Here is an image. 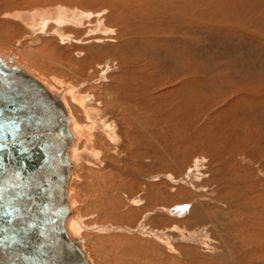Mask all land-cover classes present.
Segmentation results:
<instances>
[{
	"label": "rangeland",
	"instance_id": "obj_1",
	"mask_svg": "<svg viewBox=\"0 0 264 264\" xmlns=\"http://www.w3.org/2000/svg\"><path fill=\"white\" fill-rule=\"evenodd\" d=\"M150 1L0 0V51L42 48L30 43L28 15L46 31L58 25L43 11L79 7L91 15L62 25L65 41L41 36L49 60L28 62L79 84L111 110L112 130L122 127L117 144L103 141L104 155L91 157L94 176L78 193L87 209L84 245L96 264H264V0ZM79 51L84 64L91 56L99 63L83 66ZM104 90L118 101L106 103Z\"/></svg>",
	"mask_w": 264,
	"mask_h": 264
},
{
	"label": "water",
	"instance_id": "obj_2",
	"mask_svg": "<svg viewBox=\"0 0 264 264\" xmlns=\"http://www.w3.org/2000/svg\"><path fill=\"white\" fill-rule=\"evenodd\" d=\"M70 137L59 101L0 55V264H89L64 226Z\"/></svg>",
	"mask_w": 264,
	"mask_h": 264
},
{
	"label": "bare ground",
	"instance_id": "obj_3",
	"mask_svg": "<svg viewBox=\"0 0 264 264\" xmlns=\"http://www.w3.org/2000/svg\"><path fill=\"white\" fill-rule=\"evenodd\" d=\"M138 1V0H137ZM142 1V0H141ZM152 1V0H151ZM150 1V2H151ZM166 1V0H165ZM174 1V0H173ZM172 1V2H173ZM154 2V1H152ZM157 2V1H155ZM160 2V1H159ZM181 2V1H180ZM127 3V2H126ZM125 3V4H126ZM162 3V2H161ZM154 4V3H153ZM152 4V5H153ZM182 4V3H181ZM131 5V4H130ZM168 5V4H167ZM175 5V4H174ZM184 5H186L184 3ZM63 6V5H62ZM76 6V5H75ZM123 6V5H122ZM154 6V5H153ZM190 6V5H189ZM66 7V6H65ZM134 7V6H133ZM137 7V6H136ZM135 7V8H136ZM155 7V6H154ZM185 7V6H184ZM79 8V7H78ZM78 8H69L71 9L72 11H69L68 10H64V7L61 8V7H57L56 10L54 12H51L50 10L48 12H41L40 14L43 16V18L45 19H48V21H56V25H58V30H57V27L54 28V29H50V31H46V24H44L45 22L43 23H40L41 21H37V16L34 15V16H29L28 15V19H26L25 17V21L23 22H26L27 20L29 21L28 23H25L27 25V29L28 30V34H30V38H32V40L30 41V43H33V42H37V41H41V45H42V48L39 47H36V46H33L32 44H29L28 47H25L23 46L22 47V50L23 52L19 55L17 53L14 54L13 51H0V55L3 59L5 60H11L12 64H15L17 66H19L22 70H24L28 75H31L34 79H36L40 85L45 89V92L46 94L48 95V97L52 98V99H57V101H59V103L62 105L64 111H65V115L67 116L68 118V129L70 131V134H71V137H70V141H69V144H68V148H67V157H68V160H69V167H68V174H67V181H66V186H65V201H66V204H67V208H68V212L65 216V220H64V226H65V230H66V234L68 236V238L74 242L79 248L80 250L82 251V253L84 254V257L85 259L87 260V262L89 264H96L94 258L89 254V252L87 251L86 249V246L84 245V234L82 233L83 229L86 228V226L84 225V223H82V221L85 222V220L87 219V217L84 215L85 212L87 213V209L85 208V210L83 209V207L80 206L79 204V198H78V193H79V190L82 188V185H85L83 184V181H85V179H89L91 180L92 179V176H94V172L92 171L94 168L92 165V163L90 162V159L91 157H93V155L95 156L96 155H99L100 151V147L102 146V143L103 141H107V143H113L114 144H117V139H120L121 140V137H119L118 135V130L116 129H119L121 130L122 127L120 128H114V130H112V126H117V124L114 125V121H112L113 124L109 123V117H110V113L108 114V112L105 110V105L104 107L102 108L100 104L103 103V101H101L102 103H100L97 99H94V98H91L90 97V94L89 92H85L84 90L81 91V86L79 87L78 85H74L71 84V83H68L66 82L65 80L61 79V75H60V78L58 77H55V76H46L44 73H41L40 71H38L40 68L36 69L35 67H33V64L31 65V63L28 62V60L30 61H33V62H36L37 60H42V61H48L49 59L47 58V56H45V54H43L44 52L46 54H49L47 52V47L46 46H43V39H41V36L43 35H46V33H51V34H54L56 37H58L59 39L65 41V39L67 40V38H71V37H68L67 36V33L64 34L62 33L61 31H63V28L60 29L62 27V25H72V23H81L82 22V19L84 17H90V13L89 14H85L83 12H81ZM129 8H132V7H129ZM146 8V7H145ZM143 8V9H145ZM152 8V7H151ZM149 8V9H151ZM162 8V7H161ZM172 8V7H171ZM225 8V6H224ZM125 9V8H124ZM133 9V8H132ZM141 9V8H140ZM164 9V8H163ZM227 9V8H225ZM234 9V8H233ZM135 10H138L135 9ZM155 10V9H154ZM158 10V9H156ZM161 11V10H160ZM164 11V10H163ZM168 11V10H167ZM38 12V11H37ZM129 12V11H127ZM170 12H172L170 10ZM182 12V11H181ZM143 13V12H142ZM176 13V12H175ZM95 14V13H94ZM127 14V13H126ZM173 14V13H172ZM181 14V13H180ZM24 15V14H23ZM41 15L38 17H41ZM182 15V14H181ZM180 16V15H179ZM178 16V17H179ZM22 17V16H21ZM173 17V16H172ZM20 18V17H19ZM42 18V17H41ZM175 18V17H174ZM185 18V17H184ZM86 19V18H85ZM91 19V17L89 18ZM187 19V18H185ZM43 20V19H41ZM103 20V19H102ZM183 20V18H182ZM186 22V20H185ZM98 23L97 27L100 29V30H104L103 27H101V23L102 21L100 20V22H96ZM72 25L73 27L77 26V25ZM90 25V24H89ZM95 25V24H94ZM72 27V28H73ZM91 27V26H90ZM115 27V26H114ZM81 28V27H80ZM96 28V27H95ZM96 28V30L98 29ZM102 28V29H101ZM112 28V27H110ZM68 29V28H67ZM76 29V28H75ZM93 29V28H92ZM71 30V29H70ZM69 30V31H70ZM91 30V29H90ZM88 30L86 31V34L89 36V35H92L91 31ZM94 30V29H93ZM122 30V29H121ZM123 30H126V29H123ZM72 31V30H71ZM110 31V30H109ZM74 32V30H73ZM99 32V31H98ZM104 32V31H103ZM106 32V31H105ZM104 32V33H105ZM112 31H110V34H111ZM119 32V31H118ZM122 31H120L121 33ZM94 33V32H93ZM97 33V31H96ZM101 33V32H100ZM108 32H106L104 35H107ZM114 33V32H113ZM112 33V34H113ZM117 33V32H115ZM114 33V34H115ZM125 33V32H124ZM127 33V32H126ZM156 34V32H154ZM111 34V35H112ZM150 34V33H149ZM85 35V34H84ZM121 35V34H120ZM128 35V34H127ZM141 35V34H140ZM28 36V35H27ZM86 36V35H85ZM124 36V35H123ZM143 36V35H142ZM154 36V35H153ZM117 37V36H116ZM120 37V36H119ZM130 37V35H129ZM151 37V36H149ZM89 38V37H88ZM148 38V37H147ZM154 38V37H153ZM142 39V38H141ZM51 40V39H50ZM87 40V39H86ZM96 40V39H95ZM114 40V39H113ZM139 40V39H138ZM91 41V40H90ZM94 41V40H93ZM98 41L100 40H97V43ZM131 41V40H130ZM133 41V39H132ZM156 41V40H155ZM89 41H85V44L87 43L88 44ZM92 42V41H91ZM128 42V41H127ZM145 42V41H144ZM60 43V42H59ZM116 43V42H115ZM147 43V42H146ZM149 43V42H148ZM92 44V43H91ZM94 44V43H93ZM96 44V43H95ZM123 44V43H121ZM124 45V44H123ZM137 45V44H136ZM140 45V44H139ZM22 46V45H21ZM89 46V45H88ZM122 46V45H121ZM156 46V45H155ZM86 47V46H85ZM152 47V46H151ZM154 47V45H153ZM40 48V49H39ZM133 49V48H132ZM133 51V50H132ZM82 53L83 52H77L75 54V57H80L79 59L81 60L82 58ZM40 56L39 58L37 57ZM22 58L20 60V57ZM55 57V56H54ZM52 57V58H54ZM89 57V56H88ZM110 57V56H109ZM114 57V56H113ZM116 58V57H115ZM114 59V58H113ZM134 59V58H133ZM137 59V58H136ZM97 58H93L91 56V60L86 63L88 64H92L94 61H96ZM116 60V59H115ZM39 62V64H41V62ZM55 62V60H52ZM61 61V60H60ZM77 61V60H76ZM104 61V60H103ZM51 62V61H50ZM56 62H59V61H56ZM64 62V61H63ZM81 62H83V60H81ZM98 62V60H97ZM47 63V62H46ZM99 63V62H98ZM104 63H106L104 61ZM104 63L102 64V66H99V68L103 69L104 68ZM108 63V62H107ZM112 63V61H111ZM127 63V62H126ZM30 64V65H29ZM51 64H55L53 62H51ZM50 64V65H51ZM58 64V63H57ZM86 64H84L83 62V66H86ZM135 64V63H134ZM133 64V65H134ZM56 65V64H55ZM107 65V64H106ZM38 66V65H37ZM145 66V65H143ZM43 67V66H42ZM53 67V66H52ZM55 67V66H54ZM64 67V66H63ZM68 67V66H67ZM76 68V66H73ZM82 67V66H81ZM90 67V66H88ZM96 67V66H95ZM135 67V66H134ZM70 68V67H69ZM72 68V67H71ZM70 68V69H71ZM78 68V67H77ZM106 68V67H105ZM108 68V67H107ZM42 69V68H41ZM45 69V68H44ZM43 69V70H44ZM69 69V70H70ZM97 69V68H96ZM42 70V71H43ZM92 70V69H91ZM90 70V71H91ZM100 70V69H99ZM142 70V69H141ZM72 71V70H70ZM93 71V70H92ZM46 72V71H45ZM54 72V71H53ZM79 72V71H78ZM99 72V71H98ZM50 73V71H49ZM103 73V72H102ZM92 74V72H91ZM49 75V74H48ZM56 75H58L56 73ZM90 75V74H89ZM59 76V75H58ZM100 76H101V73H100ZM82 77V76H81ZM91 79V78H90ZM94 84V82H91L90 84ZM96 84V83H95ZM103 85V84H102ZM111 88V87H110ZM108 88V89H110ZM99 89H103V87L99 88ZM97 93V92H96ZM98 95L99 94H103V93H97ZM96 94V95H97ZM104 94H105V98L104 101L106 103H110L111 100L113 101H118L117 97L111 93L110 91H107V90H104ZM98 98V96H96ZM94 96V95H93ZM104 97V96H103ZM100 99V97H99ZM122 101V100H121ZM100 103V104H99ZM113 106H114V103L112 102ZM118 104V103H117ZM108 105V104H107ZM123 107V106H122ZM111 108V107H110ZM125 109V108H124ZM129 109V108H128ZM131 109V108H130ZM117 110V108L115 109ZM133 110V109H132ZM131 110V111H132ZM50 111H53L52 108H50ZM114 112V111H113ZM128 112V111H127ZM112 113V112H111ZM137 113V112H136ZM116 114V113H115ZM128 114V113H127ZM130 114V113H129ZM138 114V113H137ZM139 115H141L139 113ZM143 115V114H142ZM114 116V114L112 115ZM116 116V115H115ZM114 118V117H113ZM49 119V118H47ZM115 119V118H114ZM119 119V118H118ZM115 120L116 122H118L119 120ZM139 119V118H138ZM136 120V118H135ZM125 121V120H124ZM137 121V120H136ZM140 122V121H139ZM124 123V122H123ZM141 123V122H140ZM121 124V123H120ZM127 124V123H126ZM120 126V125H119ZM122 126V125H121ZM153 126V125H152ZM125 128V127H123ZM129 128V127H128ZM136 128V127H135ZM147 128V127H146ZM145 128V129H146ZM151 129V128H150ZM153 129V128H152ZM148 130V128L146 129ZM139 131V130H138ZM115 132V133H114ZM121 132V131H120ZM125 133L121 134V135H125ZM123 137V136H122ZM124 140V139H123ZM155 140V139H154ZM124 143V141H123ZM104 144V143H103ZM108 146H110V144H106ZM119 145H121L119 143ZM117 146V145H115ZM127 146V145H126ZM131 146V144H130ZM107 147V146H106ZM117 148V147H116ZM120 148V146H119ZM123 148H125V146H123ZM122 148V149H123ZM152 148V147H151ZM110 149V148H109ZM134 149H137V148H134ZM101 152L103 149H100ZM120 150V149H119ZM132 150V149H131ZM104 151V150H103ZM108 151V150H107ZM112 151V149L110 150V152ZM122 151V150H120ZM137 151V150H136ZM105 152V151H104ZM119 153V152H118ZM127 153H130V152H127ZM103 154V152H102ZM121 154V153H120ZM137 154V153H136ZM104 155V154H103ZM130 155V154H129ZM109 156V155H107ZM107 156H105L107 158ZM114 156V155H113ZM111 156V157H113ZM119 156V155H118ZM117 156V157H118ZM126 156V155H125ZM136 156V155H135ZM139 156V155H138ZM137 156V157H138ZM148 156V155H147ZM96 157V156H95ZM94 157V158H95ZM99 157V156H98ZM97 157V158H98ZM102 158V156H100ZM99 157V158H100ZM104 157V156H103ZM122 157V156H121ZM130 157V156H129ZM104 159V158H103ZM109 159V158H108ZM114 159V157L112 158ZM111 159V160H112ZM120 159V157H119ZM122 159V158H121ZM130 160L132 159L131 157L129 158ZM153 159V158H152ZM152 159L150 161H152ZM128 160V159H127ZM143 160V159H142ZM101 161V160H100ZM100 161H96L97 165H100L101 162ZM115 160H112V162H114ZM124 161H125V158H124ZM133 161V160H132ZM135 161V160H134ZM117 162V161H115ZM137 162V161H136ZM143 162V161H142ZM104 163V161H103ZM102 163V164H103ZM110 163V162H109ZM107 163V164H109ZM135 163V162H133ZM138 163V162H137ZM141 163V162H139ZM153 163H155L153 161ZM111 164V163H110ZM115 164V163H113ZM116 164L114 166H112L111 169H113V167H115ZM108 167H111L108 166ZM104 169V168H103ZM116 169V167L114 168ZM105 170V169H104ZM91 171V172H90ZM139 173V172H138ZM134 177V176H133ZM136 177V176H135ZM140 177V176H139ZM138 178V177H137ZM87 181V180H86ZM89 184V183H88ZM87 184V185H88ZM86 186V185H85ZM109 188V187H107ZM113 190L115 188H112ZM142 190V189H141ZM150 190V189H149ZM148 190V191H149ZM125 191V190H124ZM124 191H122V194L124 193ZM151 191V190H150ZM118 192H121V191H118ZM142 192V191H141ZM152 192V191H151ZM145 193V191H144ZM149 193V192H148ZM107 194V193H106ZM111 195V194H109ZM140 196V195H139ZM137 197V196H136ZM148 197V196H147ZM135 198V197H134ZM132 198L131 203L134 204V205H137L139 202H137L136 200L137 199H134ZM145 198V197H144ZM140 199V198H139ZM119 200V199H118ZM143 200V199H142ZM146 200V199H145ZM143 205V204H142ZM147 206V205H146ZM151 207V205H149ZM138 208V207H137ZM149 208V207H148ZM139 209H140V206H139ZM142 209V208H141ZM147 209V208H146ZM144 210V209H143ZM141 211V210H140ZM150 211V210H149ZM149 214V213H148ZM128 215V214H127ZM134 216V215H133ZM99 217V216H98ZM191 217V216H190ZM85 219V220H84ZM139 226V225H138ZM140 229H144L145 226L141 225L139 226ZM153 228V227H152ZM139 229V228H138ZM149 229V228H148ZM147 229V230H148ZM177 229V228H176ZM125 230V229H124ZM146 229H144L145 231ZM117 231V229H116ZM150 231V230H148ZM191 231V230H190ZM85 232V231H84ZM147 233V232H146ZM152 233V231H151ZM178 233V232H177ZM191 233V232H190ZM83 234V236H82ZM180 234V233H179ZM145 235V234H144ZM187 235V234H186ZM194 235V234H193ZM100 236V235H99ZM153 236V235H152ZM160 236V235H159ZM167 236V235H166ZM188 236V235H187ZM150 237V236H149ZM182 237V236H181ZM160 238V237H159ZM175 238V236H174ZM178 238V237H177ZM176 238V240H177ZM180 238V236H179ZM183 238V237H182ZM181 238V239H182ZM91 240H95L93 237L90 238ZM112 239V238H110ZM204 239V238H203ZM98 240V239H96ZM161 240V239H160ZM159 240V241H160ZM168 240V239H167ZM166 240V241H167ZM175 240V239H174ZM199 240V239H197ZM108 242H110L109 239H107ZM185 241V239L183 240ZM188 241V240H186ZM164 243V242H163ZM202 244V243H201ZM104 245V244H103ZM170 245H172L170 243ZM174 245V244H173ZM166 246V245H164ZM176 246V245H175ZM168 247V245H167ZM173 247V246H172ZM203 247V246H202ZM96 250H98L100 247L95 245L94 247ZM205 248V247H203ZM171 249V248H169ZM202 249V248H201ZM199 249V250H201ZM133 250V249H132ZM162 250V249H161ZM175 250H176V247H175ZM131 251V250H130ZM135 251V250H134ZM171 251V250H170ZM169 251V252H170ZM203 251V249H202ZM123 252V250H122ZM129 252V251H128ZM137 252V251H135ZM141 252V251H140ZM159 252V251H158ZM161 252V251H160ZM176 252V251H175ZM178 252V251H177ZM176 252V254H177ZM182 252V250H181ZM204 252V251H203ZM139 253V252H138ZM166 253V252H165ZM199 253V252H197ZM196 253V254H197ZM122 254V253H121ZM125 254V253H124ZM162 255V253H160ZM160 254H159V257H160ZM183 254V253H182ZM186 254V253H185ZM184 256L182 255V257H184L185 259L188 258V255H185ZM195 254V255H196ZM131 254H129L130 256ZM143 255V254H142ZM231 255V254H230ZM163 256V255H162ZM161 256V257H162ZM169 257V255H167ZM167 256H166V260H167ZM196 256H199V255H196ZM131 257H133L131 255ZM141 255H137L136 259H131L133 262L134 261H137L138 259L141 261ZM151 258V257H150ZM170 258V257H169ZM191 258V257H190ZM118 258H116L117 260ZM144 259V258H143ZM158 260V259H157ZM171 260V259H170ZM177 260V259H176ZM233 260V259H232ZM139 262V261H138ZM144 262V261H143ZM150 262V261H149ZM157 262V261H156ZM166 262V261H165ZM172 262V260H171ZM121 263V262H120ZM148 263V261L146 262ZM158 263V262H157ZM156 263V264H157ZM160 263V262H159ZM177 263V262H176ZM182 263V262H181ZM151 264V263H150ZM154 264V263H153ZM164 264V262H163ZM174 264V263H172ZM179 264V263H178Z\"/></svg>",
	"mask_w": 264,
	"mask_h": 264
}]
</instances>
